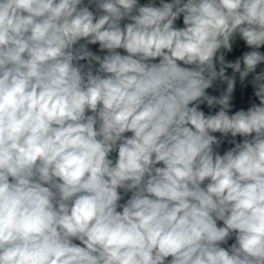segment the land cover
Segmentation results:
<instances>
[{"label": "clouds", "instance_id": "9594fccd", "mask_svg": "<svg viewBox=\"0 0 264 264\" xmlns=\"http://www.w3.org/2000/svg\"><path fill=\"white\" fill-rule=\"evenodd\" d=\"M262 65L264 0H0V264H264Z\"/></svg>", "mask_w": 264, "mask_h": 264}, {"label": "built area", "instance_id": "2783aa9c", "mask_svg": "<svg viewBox=\"0 0 264 264\" xmlns=\"http://www.w3.org/2000/svg\"><path fill=\"white\" fill-rule=\"evenodd\" d=\"M140 3L141 4L148 3V0H140ZM157 3H159V0H157ZM177 26H183L182 18L179 21H177ZM89 48L92 51L97 52V54L103 55V53L99 52V50H98L99 46L98 45H89ZM245 50H247V49L244 48L243 42H240L239 45L236 46L234 53L228 54L227 58L229 60H233L237 56H239L242 51H245ZM120 51H123V50H120ZM81 63H85V61H81ZM261 68H264V65H262ZM259 70L260 69L258 68V71ZM231 71L232 70L229 69L228 74H231ZM250 79H251V77H249V80ZM225 87H226V85H224L220 82H217L213 88H210L207 91L209 92L210 95H217L218 96L220 91H222ZM253 102L259 103L258 99L253 94L252 85L248 82H245V85H242V84H240L239 80L237 79L236 91L233 94L234 110H238L240 108H244L246 110L247 107H249L250 104ZM203 110L205 111L206 114L209 113L210 111L211 112L215 111V109H209L206 105L203 106ZM128 135H130V134H128ZM216 135H219V134L217 133ZM237 139L239 140L240 138L238 137ZM231 146L232 145H229L227 142H225L224 144L221 145V148L219 149V151L221 152V154H223V152ZM75 242L79 243V241H75ZM232 242H234V241L230 240L229 244H231Z\"/></svg>", "mask_w": 264, "mask_h": 264}, {"label": "water", "instance_id": "95a60500", "mask_svg": "<svg viewBox=\"0 0 264 264\" xmlns=\"http://www.w3.org/2000/svg\"><path fill=\"white\" fill-rule=\"evenodd\" d=\"M203 106H204V105H201V108H202V109H203Z\"/></svg>", "mask_w": 264, "mask_h": 264}, {"label": "rangeland", "instance_id": "374dc122", "mask_svg": "<svg viewBox=\"0 0 264 264\" xmlns=\"http://www.w3.org/2000/svg\"><path fill=\"white\" fill-rule=\"evenodd\" d=\"M115 156V153H113V157Z\"/></svg>", "mask_w": 264, "mask_h": 264}]
</instances>
